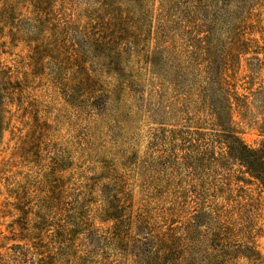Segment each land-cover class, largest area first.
<instances>
[{
    "label": "rangeland",
    "instance_id": "rangeland-1",
    "mask_svg": "<svg viewBox=\"0 0 264 264\" xmlns=\"http://www.w3.org/2000/svg\"><path fill=\"white\" fill-rule=\"evenodd\" d=\"M0 264H264V0H0Z\"/></svg>",
    "mask_w": 264,
    "mask_h": 264
}]
</instances>
